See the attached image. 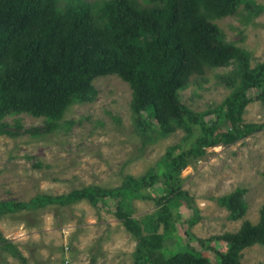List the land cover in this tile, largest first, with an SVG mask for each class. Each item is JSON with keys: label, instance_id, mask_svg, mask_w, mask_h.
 <instances>
[{"label": "trees", "instance_id": "obj_1", "mask_svg": "<svg viewBox=\"0 0 264 264\" xmlns=\"http://www.w3.org/2000/svg\"><path fill=\"white\" fill-rule=\"evenodd\" d=\"M243 0H0V120L12 112L30 111L48 120L45 132L60 126L65 111L76 101L93 99V81L118 73L133 88L131 101L135 131L144 146L182 128L183 139L169 145L147 173L127 174L117 187L88 185L68 193H38L29 202L0 203L3 212L65 206L113 197L116 214L139 239L133 264H212L189 247L170 252L169 233H159L180 220L170 202H188L181 187V170L204 156L207 148L232 144L261 130L264 123L244 122L245 106L264 101V62L252 66L247 50L226 41L218 19L236 14ZM250 13L251 4L246 3ZM264 9V7H262ZM233 65L223 76L232 92L215 108L197 112L183 104L181 89L208 68ZM222 78V77H221ZM251 90L258 94L251 96ZM216 114L210 120L207 117ZM229 122V128L224 125ZM159 184L161 206L143 218L132 216V200L150 199ZM247 189L238 187L217 198L233 218L247 211ZM226 252L217 264H240L243 247L264 244V205L258 223L245 220L238 232H227ZM0 241L26 264L27 258L0 231Z\"/></svg>", "mask_w": 264, "mask_h": 264}, {"label": "rangeland", "instance_id": "obj_2", "mask_svg": "<svg viewBox=\"0 0 264 264\" xmlns=\"http://www.w3.org/2000/svg\"><path fill=\"white\" fill-rule=\"evenodd\" d=\"M101 5L108 0H91ZM251 4L250 13L246 3ZM264 0H243L236 14L218 19L226 41L247 50L252 66L264 62ZM233 65L208 68L194 75L180 90L183 104L202 112L221 104L232 92L223 76ZM222 77V78H221ZM93 99L73 102L60 126L45 132L48 120L30 111L12 112L0 120V203L29 202L38 193L61 195L76 188L120 186L127 174L140 176L156 164L169 145L180 142L184 130L144 146L135 131L131 101L133 88L118 73L96 77ZM258 93L251 90L250 95ZM216 114L207 117L215 118ZM244 122L264 123V101L255 98L245 106ZM227 122L223 129L229 128ZM181 187L188 202H170L181 219L169 229L165 245L170 252L188 245L217 264L226 252L223 235L238 232L245 222L258 223L264 205V127L232 144L207 148L199 160L181 170ZM246 188L247 211L233 218L218 197ZM150 199L132 200L135 218L161 210L159 184ZM113 197L65 206L47 204L2 213L0 231L27 258L26 264H133L139 239L116 214ZM0 241V264H23ZM240 264H264V244L239 250Z\"/></svg>", "mask_w": 264, "mask_h": 264}]
</instances>
